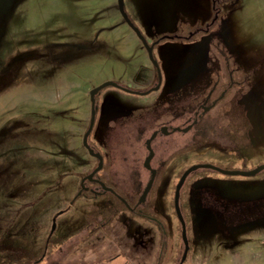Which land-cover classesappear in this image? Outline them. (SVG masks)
<instances>
[{
  "label": "rangeland",
  "instance_id": "1",
  "mask_svg": "<svg viewBox=\"0 0 264 264\" xmlns=\"http://www.w3.org/2000/svg\"><path fill=\"white\" fill-rule=\"evenodd\" d=\"M118 1L0 0V230H8L1 256L26 248L32 255L21 260L30 264L157 261L156 231L148 222L127 212L112 216L114 210L104 205L111 203L108 195L75 203L80 181L99 166L83 145L91 91L116 82L144 93L158 83L149 51L123 18ZM233 1L223 6L211 45L204 34L184 39L212 16L211 0H195V22L181 13L176 0H125V11L147 42L183 38L164 40L155 49L163 70L161 91L145 97L105 87L97 95L90 141L109 155L103 174L118 171L117 180L126 181L119 183L122 190L132 193L135 168L143 187L148 182L145 141L156 125L180 112L186 100L194 107L199 101L195 94L201 96L215 82L221 88L227 84L226 57L238 67L235 77L249 75V81L208 118L229 109L230 117L237 114L240 129L233 142L225 135L217 138L222 125L234 130L229 118L220 119L215 135L209 133L218 142H204L194 154L223 160L229 171H251L264 164V0ZM145 4L140 11L138 6ZM178 18L177 24L184 21L190 27L174 29ZM221 28L225 41L216 36ZM189 137L177 133L163 140L182 146ZM192 155L178 159L185 166L196 161ZM175 164L152 199V211L166 219L172 218L175 182L168 185V180ZM185 202L194 224L188 264H264V172L195 179ZM64 210L51 234L54 217Z\"/></svg>",
  "mask_w": 264,
  "mask_h": 264
},
{
  "label": "flooded vegetation",
  "instance_id": "2",
  "mask_svg": "<svg viewBox=\"0 0 264 264\" xmlns=\"http://www.w3.org/2000/svg\"><path fill=\"white\" fill-rule=\"evenodd\" d=\"M206 22L201 23V25L205 24ZM207 28H201L198 31ZM202 32L205 31H201L200 33ZM213 36H214L213 34L211 36H207L211 44L212 41L215 40ZM194 38L195 35L191 39ZM157 44L158 41H153L152 43L148 44L150 48H153V53L155 52V49L160 45ZM225 60H226L225 70L228 75L227 84L221 88L220 84L218 82H215L211 86L207 87L201 96L200 93L195 94V99L199 96V101L195 103L194 107L189 108L188 105L190 101L187 100L186 102L181 103L179 106L180 112L175 113V116H173L171 119L157 124L156 125L157 128L153 131L151 136L145 141V146L148 154L143 161V167L149 172V179L144 187H143L142 175L138 170H136V168L133 169V171L130 174L131 177L130 183L131 186L133 187L132 193L126 192L120 188L119 183L120 182L125 183L126 181H124V179L121 181L117 180L118 179L117 174L119 173L118 171L114 173L112 172L110 173L108 171L107 174H103L104 167L94 176L92 181L86 180L84 182V187L86 189H84L82 192H81L82 190L81 186L83 184L84 179H87V177L96 168L93 169L90 173H88L86 177L84 176V178L80 181L81 185L77 191L75 203L78 201L79 198L82 197L86 199L91 197L93 200L94 199L97 200L99 197L108 195L111 197L110 198L111 203L107 204L104 202V205L111 207L112 210H114L112 216H117L118 214L127 212L132 216L131 218L135 217L136 219H139L141 221H146L149 223L151 227H153L150 228V230L154 229L156 231V233H154V236L157 238V240L155 239L156 240L155 243L159 248V254L155 264H188L189 263V259L191 257V253L194 247L191 236V232L194 229V224H192L190 203L185 202V197L187 193H190L191 184L195 182V179H199L201 177L221 176V175L225 177L230 176L220 172L221 170L229 171L227 168L224 167L226 163L223 160L210 159L207 155L200 156V154H196V155L194 154V152L196 153L203 149V148L200 149L198 147L202 145L204 142H210L215 144L218 142L219 139L213 140L209 138L210 135L212 134L215 135L216 125L218 126L217 121L219 122L220 119L227 121L226 118H229L231 123L234 125V130L233 131L231 130L230 127L232 126L230 124H229L230 127H225L224 125H222L221 132L219 133L220 136H218L217 138H220L221 135H225L229 141L233 142V136L237 133V130L240 129L239 128L240 121L237 117V114H234L232 115V117H230L229 114L231 113V111L229 109L223 110V114L221 115V117L212 116L211 118L210 117L208 118L209 114L214 109L225 103V101L228 99V97L230 96V94L234 89H236L238 86L240 87L242 85H245L249 81L248 78L249 75L245 76L242 79L236 78L235 73L238 71V67L237 66L234 67V65L231 64L229 57H226ZM152 65L158 75L157 67L153 63ZM159 68L162 73L163 70L160 64H159ZM162 77H163V73H162ZM158 83H159V79H158ZM158 83L154 88L146 91L145 95H139V96L150 97L152 94L161 91L164 84V77L159 89L155 90V88L159 86ZM179 88L180 87H178V89ZM178 121H182V122L177 123ZM178 128L181 130L174 131L175 129ZM177 133L183 135H190L189 141L186 142L185 144H182V146H180L179 144H174L173 146L171 145V143H167L166 141L163 140L164 138H169ZM209 133L211 134L209 135ZM154 134H156V136L151 142V148L153 150L154 157L151 160V170H150L146 167V159L150 155V151L148 150V141L152 138ZM88 145L94 151V155H90V156L94 158L98 162V164H100L99 159L97 157L98 155H101L103 157L104 162L105 160H107L106 159L107 154L104 155V152L98 147L99 145L92 143L90 141V138L88 140ZM107 146L109 147L110 149L109 152L111 153V148L109 143L107 144ZM173 148H174L173 152L175 153L168 154L170 151L173 150ZM183 152L186 153L181 154ZM191 153L193 154L192 156L194 158H192L191 156H189V158L195 159L196 161H193L192 163L183 166V163L185 162L184 159L179 160L178 157L180 158L184 155H190ZM108 156L109 155H107V157ZM173 163L176 164L173 166L172 169L173 171L169 175L170 180H168V185H170L171 182L173 183L175 182L174 194L170 202V213L172 215V218L174 217L175 221H173L172 218L166 219V217H163L162 215H159L156 212L152 211V205L154 204L153 203L154 201H152V199L156 195L158 185L160 183H163L165 174L168 172V168ZM259 166L261 165H258L257 167ZM262 172H264V170ZM152 179H154L153 187L150 193L144 198L145 190ZM182 180H184V184L180 190L179 197L176 198V188ZM116 204L123 205L124 207L121 208L116 207ZM65 212L66 210L63 211V213ZM56 216L57 219L60 217V215H56ZM98 218L99 217L97 216L95 222L98 221ZM106 224H102L103 225L102 227L106 228L108 226ZM168 249L172 250L171 251L173 253L172 255H169L168 253L164 254L165 251H169Z\"/></svg>",
  "mask_w": 264,
  "mask_h": 264
},
{
  "label": "water",
  "instance_id": "3",
  "mask_svg": "<svg viewBox=\"0 0 264 264\" xmlns=\"http://www.w3.org/2000/svg\"><path fill=\"white\" fill-rule=\"evenodd\" d=\"M118 4H119V8H120V10H121V13H122V16H123V18L125 19V21L127 22V24L129 25V27L137 34V36L141 39V34H140V32H139V30L137 29V28H135L134 26H133V24L128 20V14H127V12L125 11V0H119L118 1ZM218 17H219V13H217L216 15H215V18H214V20L212 21V23L209 25V27L207 28V29H204V30H201V31H205V32H207V31H209V29H210V27L211 26H213L215 23H216V21H217V19H218ZM201 31H196V32H194V33H192V34H190L188 37H186L187 39H191L194 35H196V34H198V33H200ZM167 39H180V38H183V37H180V36H167L166 37ZM144 46L148 49V51H149V56H150V59H151V61H152V63L153 64H155V66L157 67V69H158V79H159V86L157 87V88H155V90H158L159 89V87L161 86V83H162V80H163V77H162V73H161V70H160V68H159V64H158V62H156L155 61V59L153 58V48H150L148 45H147V43L146 42H144ZM105 87H115V88H117V89H120V90H122V91H124V92H126V93H130V94H137V95H145L146 93L144 92V93H141V92H138V91H133V90H130V89H128V88H126V87H124V86H122V85H120V84H118V83H116V82H106V83H104V84H102L101 86H99V87H97V88H95V89H93L92 91H91V93H90V96H91V105H92V109H91V119H90V124H89V128H88V130L86 131V133H85V135H84V138H83V145H84V147L89 151V153H90V155H94V151L89 147V145H88V140H89V138H90V136H91V133H92V131H93V128H94V125H95V122H96V117H97V113H98V109H99V107H98V105L96 104V98H97V95L99 94V92L103 89V88H105ZM178 130H181V129H175L174 131H178ZM155 136H156V134H154L153 136H152V138L148 141V150L150 151V155L148 156V158L146 159V167L148 168V169H150L151 170V160L153 159V157H154V153H153V150H152V148H151V142H152V140L155 138ZM98 157V159H99V162H100V164H99V166L87 177V179H84V181H83V184H82V190H81V192L84 190V189H86L85 187H84V182L86 181V180H89V181H92L93 180V178H94V176L99 172V171H101L102 169H103V167H104V159H103V157L101 156V155H98L97 156ZM264 170V164L263 165H261V166H259V167H257L256 169H254V170H251V171H224V170H221L220 172L221 173H225V174H227V175H230V176H243V177H254V176H257L258 174H260L262 171ZM153 174H154V171H153ZM153 184H154V179H152L151 181H150V183L148 184V186H147V188H146V190H145V193H144V198L150 193V191H151V189H152V187H153ZM183 184H184V180H182L179 184H178V186H177V188H176V198H178L179 197V195H180V190H181V188H182V186H183ZM63 214V212H60L58 215H62ZM57 217V216H56ZM54 218L53 219V230H52V232H51V234H53V231L56 229V227H57V218Z\"/></svg>",
  "mask_w": 264,
  "mask_h": 264
},
{
  "label": "trees",
  "instance_id": "4",
  "mask_svg": "<svg viewBox=\"0 0 264 264\" xmlns=\"http://www.w3.org/2000/svg\"><path fill=\"white\" fill-rule=\"evenodd\" d=\"M234 2L235 1H233V0H211L212 16L210 17V19L205 24L202 25V28H207L210 25V23L214 20L215 15L217 13H219V18H218L217 22L209 29V31L197 34V35H195V38L197 36H200V35H203V34L206 35V36H211L212 33H213V30L217 26H220L219 24L221 22V18L223 17V6L230 5V4L234 5ZM128 20L133 24V26L135 28H137L139 30V32L141 34V39H140L141 42L143 44H144V42H146L147 45H148L149 42L146 41V38L144 37L143 32L140 30V28L137 26V24L129 17V15H128ZM164 40H167L166 37L158 38L156 40V41H158L157 45L161 44ZM211 45H215L214 40L212 41ZM153 58L155 59L156 62H158V60H157L156 56L154 55V53H153ZM7 232H8V230H0V247L3 246V242L5 240L4 238H6ZM31 255H32V251L31 250L26 249V248H22V251H21L20 254H13L12 256L10 254H8L6 256H1L0 255V264H15V263H17V264H30V261L29 262L28 261L22 262L21 258L22 257L29 258ZM11 257H13V258L11 259Z\"/></svg>",
  "mask_w": 264,
  "mask_h": 264
},
{
  "label": "crops",
  "instance_id": "5",
  "mask_svg": "<svg viewBox=\"0 0 264 264\" xmlns=\"http://www.w3.org/2000/svg\"><path fill=\"white\" fill-rule=\"evenodd\" d=\"M174 1V0H173ZM177 2H178V7L180 8V11H181V13L183 14L184 13V15H186L187 17H192L193 18V20L192 21H194L195 22V0H176ZM146 6V4L145 5H143V6H138V7H140L139 9H140V11H143L144 10V7ZM138 7H137V9H138ZM142 8V9H141ZM138 9V10H139ZM146 14H147V12H146ZM179 19L180 18H178V19H175V20H173V25H171L172 27L173 26H175V25H177V27H174V29L176 28H184L185 26V24H186V26H188V28L190 27L189 25H187V24H190V23H186V22H184V21H181L180 22V24H177L178 23V21H179ZM209 19L207 18V19H205L204 21H202L203 23L204 22H206V21H208ZM195 24V23H194ZM191 25V24H190ZM171 27V28H172ZM146 28V27H145ZM148 28H150L151 30L153 29L154 30V28H153V26H150V27H148ZM148 28H146V31H148ZM170 28V27H169ZM170 28V29H171ZM225 28V27H224ZM224 28H221V30L218 32V35H216V36H218V38H220L221 40H223V41H225V38H226V36H225V29ZM169 29V30H170ZM191 29V28H190ZM162 31H164V30H162ZM167 33H169V31H166Z\"/></svg>",
  "mask_w": 264,
  "mask_h": 264
}]
</instances>
